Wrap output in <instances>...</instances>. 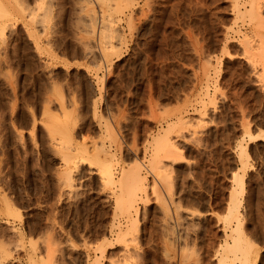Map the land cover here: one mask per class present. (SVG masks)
Masks as SVG:
<instances>
[{"label": "rangeland", "instance_id": "obj_1", "mask_svg": "<svg viewBox=\"0 0 264 264\" xmlns=\"http://www.w3.org/2000/svg\"><path fill=\"white\" fill-rule=\"evenodd\" d=\"M248 130L264 132V0H0V264H243L224 247L244 166V260L264 264Z\"/></svg>", "mask_w": 264, "mask_h": 264}, {"label": "bare ground", "instance_id": "obj_2", "mask_svg": "<svg viewBox=\"0 0 264 264\" xmlns=\"http://www.w3.org/2000/svg\"><path fill=\"white\" fill-rule=\"evenodd\" d=\"M253 3H252V7H253ZM120 6H121V4H120ZM254 11H256V9L254 10V7L252 8V10L250 11V16H252V17H254V15H252L253 13H255ZM248 12V11H247ZM5 14V13H4ZM257 15H259V14H257ZM96 16V15H95ZM249 16V17H250ZM260 16V15H259ZM106 17V16H105ZM260 18V17H259ZM110 23V22H109ZM260 23V22H259ZM110 26V25H109ZM105 28V27H104ZM108 28V27H107ZM114 29V28H113ZM95 32V31H94ZM108 36H109V34H108ZM109 50V49H108ZM228 53V52H227ZM108 54V53H107ZM111 54V53H110ZM68 120V119H67ZM170 132V131H169ZM53 133V132H52ZM247 134H248V137H249V140L248 141H250V143L251 142H254V141H256V140H259V139H264V132L262 133H259V134H256V135H253L252 133H250L249 132V130L247 131ZM165 137H166V135H163V136H161L160 138H159V140H158V142H159V145L157 146V149L158 150H160V151H162V150H165V153H167V154H169L170 153V151H169V149L170 150H172L171 151V154H173V152H175V149L174 148H172V146H174V145H170L168 142H166V141H164L165 140ZM67 142H68V140H66ZM162 142H164V143H162ZM241 142V141H240ZM161 143V144H160ZM167 143V144H166ZM158 144V143H157ZM249 144V143H248ZM239 146H240V149H241V160H242V162L244 161V159L245 160H247V159H250L251 158V155H250V153H249V149H248V146H247V144H239ZM68 149V148H67ZM69 150V149H68ZM166 150L167 151H169V152H166ZM62 153H63V151H61ZM159 152V151H158ZM158 152L156 153V156L158 155ZM82 153V152H81ZM105 153H106V155H110V153H108L107 151H105ZM164 153V152H163ZM64 154V153H63ZM171 154H169V155H171ZM87 155V154H86ZM64 156H67L66 158H68L69 159V154L66 152L65 154H64ZM83 156V155H82ZM158 158H160L159 156H158ZM157 158V159H158ZM88 159H89V157H88ZM94 159V158H93ZM96 159V158H95ZM84 161V160H83ZM90 161V160H89ZM96 161V160H95ZM98 162H100V161H98ZM98 162H95V164L96 165H98ZM79 164V163H78ZM243 164V163H242ZM246 164V163H245ZM139 167V166H138ZM137 167V168H138ZM136 168V167H135ZM240 169H242V168H239L237 171H236V173H235V175H234V181H235V188H234V192H232V194H231V199H230V207H229V214H228V222H229V224H231V223H235L236 225H235V227H231V225H229L230 227H231V232L228 234V236L231 238V240H232V242H229V241H227L226 242V246L224 247V248H226L225 250H226V253H227V255L228 254H230V253H233L234 255H238V254H236L237 252H241V256H243V258L245 259V260H247L248 259V255H249V252H250V248L251 247H253L252 245H254L255 244V242L253 241V239H251V238H249V236H247L246 235V233H245V231H244V225H243V223L241 222V216H240V206H241V204L243 203V199H242V197L245 195V193H246V182H245V174L247 173L246 172V167L244 166V168H243V173L244 174H241L240 172H239V170ZM141 171L142 170H136V173L134 174V175H132L131 176V178H130V180H129V183H128V192H127V194H128V198H127V200H124V199H122V198H124V197H120L119 199H118V203H117V206L119 207V209H124L126 212H131V209H133V211L135 212V206H134V200H135V198H136V196H137V193L139 192V191H144L145 190V188L147 187V182H146V177L145 176H143V174L141 173ZM246 172V173H245ZM105 175L103 174V177H104ZM109 176V175H108ZM111 176V175H110ZM109 176V177H110ZM125 176V175H124ZM129 177V176H128ZM105 179V178H104ZM120 179V178H119ZM66 180V179H65ZM71 182V181H70ZM109 183H113V184H115V183H119V182H117L116 181V179L114 178V177H110V179H109V181H108ZM115 182V183H114ZM70 184V183H69ZM72 184V183H71ZM70 184V185H71ZM123 186H124V184H123ZM126 189V188H125ZM123 192V191H122ZM123 194H124V192H123ZM126 194V195H127ZM118 209V210H119ZM124 211V212H125ZM9 212V211H8ZM138 212V210H136V213ZM135 213V214H136ZM242 214V213H241ZM226 221V220H225ZM227 239V238H226ZM225 253V254H226ZM227 257V256H226ZM240 257V256H239ZM223 259V258H222ZM222 259H221V261H222ZM229 259V258H228ZM238 259V258H237ZM242 260L241 259V261H244L245 262V260ZM220 261V262H221ZM228 261V260H227ZM244 262H242L243 264H247V263H249V261L246 263H244ZM197 264V263H196ZM207 264V263H206ZM221 264H227V263H225V260L223 261V263L221 262Z\"/></svg>", "mask_w": 264, "mask_h": 264}]
</instances>
